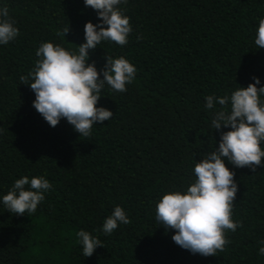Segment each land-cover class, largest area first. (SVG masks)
Returning a JSON list of instances; mask_svg holds the SVG:
<instances>
[{
  "label": "trees",
  "instance_id": "obj_1",
  "mask_svg": "<svg viewBox=\"0 0 264 264\" xmlns=\"http://www.w3.org/2000/svg\"><path fill=\"white\" fill-rule=\"evenodd\" d=\"M0 2L19 29L15 40L0 45V196L23 176L52 184L34 214H13L0 204V264H264L258 255L264 166L253 172L225 160L239 189L232 219L242 226L226 232L229 243L216 256L182 249L172 240L175 230L155 220L162 195L190 185L195 163L218 147L221 131L231 130L211 128L205 97L230 96L254 77L264 86V48L254 43L264 0L120 5L133 28L128 43L102 42L89 50V63L100 70L107 57H124L136 78L126 92L105 86L97 107L114 115L94 125L89 137L66 119L50 126L21 77L33 70L43 42L76 51L85 42L84 25L98 23L97 12L83 0ZM117 205L130 223L105 235L102 225ZM81 229L103 245L91 257L82 255Z\"/></svg>",
  "mask_w": 264,
  "mask_h": 264
},
{
  "label": "clouds",
  "instance_id": "obj_2",
  "mask_svg": "<svg viewBox=\"0 0 264 264\" xmlns=\"http://www.w3.org/2000/svg\"><path fill=\"white\" fill-rule=\"evenodd\" d=\"M86 7L97 12L98 23L84 25L85 42L71 51L53 42H43L36 50L39 58L23 84L35 94L33 107L52 127L61 119L74 126L83 137L92 135L93 126L111 120L114 113L97 107L102 90L107 85L113 92H126L127 85L136 78V67L126 58L107 57L104 68L98 70L89 63V50L102 42L111 41L120 46L128 43L133 28L130 17L120 5L127 0H83ZM68 29L63 33L64 37ZM19 36L9 8L0 2V45H8ZM254 43L264 48V18L259 20ZM103 77L102 79L100 77ZM247 87H238L230 96L205 97V109L211 110V128L220 132L218 147L202 156L192 169L194 180L190 185L167 191L158 200L155 220L165 230H175L172 240L192 254L216 256L229 243L226 232L241 227L232 219L234 201L238 192L235 172L226 167L225 160L237 168L249 167L253 172L264 166V86L258 77ZM219 105V107H217ZM52 188L44 176H23L16 179L11 189L0 196V204L10 213L34 214ZM130 223L125 209L115 206L106 217L102 232L111 235L119 225ZM82 255L91 257L100 239L81 229L77 233ZM264 255V246L258 249Z\"/></svg>",
  "mask_w": 264,
  "mask_h": 264
}]
</instances>
